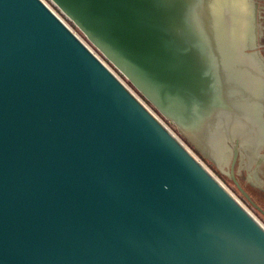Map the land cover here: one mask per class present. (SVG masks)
<instances>
[{
	"label": "water",
	"instance_id": "1",
	"mask_svg": "<svg viewBox=\"0 0 264 264\" xmlns=\"http://www.w3.org/2000/svg\"><path fill=\"white\" fill-rule=\"evenodd\" d=\"M51 1L109 66L0 0V264H264V225L117 75L262 212L235 177L264 143L256 0Z\"/></svg>",
	"mask_w": 264,
	"mask_h": 264
},
{
	"label": "rangeland",
	"instance_id": "2",
	"mask_svg": "<svg viewBox=\"0 0 264 264\" xmlns=\"http://www.w3.org/2000/svg\"><path fill=\"white\" fill-rule=\"evenodd\" d=\"M261 1V0H260ZM56 10V9H55ZM57 11V10H56ZM58 12V11H57ZM58 14L62 16L59 12ZM63 17V16H62ZM63 19L67 22L68 26L84 41L98 56L102 58V56L88 43V41L85 39V37L77 30L75 26H73L70 22H68L67 19L63 17ZM262 19H264V13H262ZM260 21L258 25L257 34L253 32V29L249 31V39L251 42V45L255 47V50L259 52V55H264V20ZM254 40H258V44L255 43ZM103 59V58H102ZM105 61V60H104ZM106 62V61H105ZM113 68V67H112ZM116 73L117 71L113 69ZM118 77L135 93L136 96H138L142 102L154 113L156 117H158L167 127L170 129L172 133H174L180 141L185 145V147L198 159L202 162V164L226 187V189L247 209L249 210L254 217H256L262 225H264V213L260 212L258 209L254 208L252 204L249 202V200H246V198L239 192L235 184L232 182L230 176H229V166L231 161V156L226 155L218 164H214L213 162L209 161L208 159L204 158L199 152H197L193 147L188 144L185 139L177 132L176 128L169 123L167 120H165L157 111L148 103L146 102L140 95L129 85V83L125 80L124 77L120 76L117 73ZM257 156H264V149L260 150L257 153ZM243 158H239L236 162L235 166V175L240 183L242 185V188L251 196V200L257 204V206L264 211V158L261 159L260 165L257 167V169L254 171L252 168L249 170V174L252 175L255 179L259 180V185L262 187L258 188L255 186H252L250 182H248L247 176L243 173ZM252 166V165H251ZM258 183V181H257Z\"/></svg>",
	"mask_w": 264,
	"mask_h": 264
},
{
	"label": "flooded vegetation",
	"instance_id": "3",
	"mask_svg": "<svg viewBox=\"0 0 264 264\" xmlns=\"http://www.w3.org/2000/svg\"><path fill=\"white\" fill-rule=\"evenodd\" d=\"M258 3H259L258 5H260V6H258L259 11H260V16L257 14V12L255 13V17H254V20H253V22H255V24H253V26H252V28L254 27V33L256 32V34H257V30H258L257 24L260 23V21L262 19V13H264V0H261V1L259 0ZM262 20H264V19H262ZM254 42L258 44V40L257 41L254 40ZM253 51H256L254 46H253ZM262 53H264V52H262ZM255 56L258 59V62H262L261 58L258 57L259 55L255 54ZM262 66H264V65H262ZM261 112H262V118H264V106L261 107ZM258 149L259 150L264 149V143H262ZM242 158H243V162H244L242 170H243L244 175L247 176L248 182H250L252 184V186H255V187H258V188L262 189V187L259 185V180L255 179L254 177L251 176V174H249V170L251 168L255 171L257 169V167L260 165L261 158H259L254 153L253 150H249V152L247 154L243 155ZM235 177H236V175H235ZM257 181H258V183H257Z\"/></svg>",
	"mask_w": 264,
	"mask_h": 264
},
{
	"label": "built area",
	"instance_id": "4",
	"mask_svg": "<svg viewBox=\"0 0 264 264\" xmlns=\"http://www.w3.org/2000/svg\"><path fill=\"white\" fill-rule=\"evenodd\" d=\"M48 7H49V9L50 10H52V12H54V14L60 19V20H62L67 26H68V24H67V22L63 19V17L65 18V19H67L58 9H57V7L54 5V3L51 1V0H42ZM63 16H60L59 14H58V12L56 11V10ZM68 20V19H67ZM68 22H70L69 20H68ZM71 23V22H70ZM69 27V26H68ZM70 28V27H69ZM71 29V28H70ZM72 30V29H71ZM73 31V30H72ZM74 32V31H73ZM75 33V32H74ZM76 34V33H75ZM79 37V36H78ZM81 39V38H80ZM82 40V39H81ZM84 42V41H83ZM91 49V48H90ZM92 50V49H91ZM93 51V50H92ZM94 52V51H93ZM95 53V52H94ZM96 54V53H95ZM97 55V54H96ZM98 56V55H97ZM100 59H102L100 56H98ZM102 61L106 64V65H108L109 66V64L108 63H106L105 61H104V59H102ZM111 70H113L112 68H110Z\"/></svg>",
	"mask_w": 264,
	"mask_h": 264
},
{
	"label": "crops",
	"instance_id": "5",
	"mask_svg": "<svg viewBox=\"0 0 264 264\" xmlns=\"http://www.w3.org/2000/svg\"><path fill=\"white\" fill-rule=\"evenodd\" d=\"M258 1H259V0H256V3H257V10H256V12H257V14L260 16V11H259V8H258V6H260V5H258V4H259ZM258 25H259V23L257 24V28H258ZM257 33H258V32H257ZM261 58L264 59V55H261ZM260 212H261V211H260ZM262 213H264V211H262Z\"/></svg>",
	"mask_w": 264,
	"mask_h": 264
},
{
	"label": "bare ground",
	"instance_id": "6",
	"mask_svg": "<svg viewBox=\"0 0 264 264\" xmlns=\"http://www.w3.org/2000/svg\"><path fill=\"white\" fill-rule=\"evenodd\" d=\"M135 94V93H134ZM138 97V96H137ZM158 118V117H157ZM159 119V118H158ZM160 120V119H159ZM170 130V129H169Z\"/></svg>",
	"mask_w": 264,
	"mask_h": 264
}]
</instances>
